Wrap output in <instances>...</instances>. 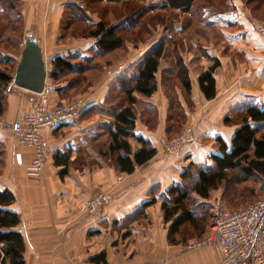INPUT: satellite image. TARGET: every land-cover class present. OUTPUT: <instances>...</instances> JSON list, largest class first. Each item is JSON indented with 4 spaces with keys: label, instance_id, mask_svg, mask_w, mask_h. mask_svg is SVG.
<instances>
[{
    "label": "crops",
    "instance_id": "obj_1",
    "mask_svg": "<svg viewBox=\"0 0 264 264\" xmlns=\"http://www.w3.org/2000/svg\"><path fill=\"white\" fill-rule=\"evenodd\" d=\"M104 1L120 5L124 15L103 16L87 7L73 10L79 0H36L40 2L38 29L42 36L33 32L26 38L35 36L43 48L48 76L42 99L47 106L68 102L77 90L75 78L80 74L75 69L56 80L51 78L55 57L69 58L76 64L91 59L96 62L102 56L97 52L98 38L60 41L63 21H67L64 27H69L84 13L92 24L104 21L109 26L122 27L127 19H134V11L130 10L131 6L137 8L134 0ZM166 4V0H159L149 10L157 17L164 12L162 22L155 24L164 27L166 49L165 64L160 63L159 71L164 69L167 83L174 87L172 91L177 89L180 93L178 103L194 129L193 138L178 151L162 153L166 132H172L173 126L167 117L170 100L162 94L159 84V92L154 96L140 97L142 102L159 107L158 125L151 128L136 115L134 129L137 137L142 136L157 150L155 156L145 164H136L134 171L127 173L121 171L107 152L110 133L115 129L114 117L96 114L93 107L109 105L121 93L117 75L137 74V56L129 53L125 69L84 99L85 106L77 119L43 131L49 157L40 177H31L26 171L32 150L18 145L10 129L0 126V190L8 189L16 197L8 208L21 217L15 230L24 237L25 264H218L216 248H186L189 241L205 233L213 209L211 200H207L210 206L202 229L197 231L184 225L190 240L178 244L168 240L169 223L164 221L162 204L168 189L181 182L183 167L188 162L211 165L209 155L218 151L217 139L231 144L238 123L227 124V117L235 119L246 105L264 109V36L256 30L260 20L252 16L243 0H226L224 7L216 3L205 6L200 16L167 9ZM140 24H130L129 28ZM147 25L149 29L154 26ZM200 29L206 30L205 33L202 30L204 44L196 36H200ZM188 43L191 50L186 46ZM178 44L181 50L176 48ZM182 45L186 47L185 54ZM177 51L188 67L189 90L171 66ZM213 66L215 96L207 98L199 77ZM88 68L86 65L85 69ZM82 72L85 74L86 70ZM7 91L8 108L3 119L13 121L31 108L36 93L12 83ZM129 141L133 153L142 146L136 138ZM99 195L106 196L104 203L95 205L92 212L85 210L86 203Z\"/></svg>",
    "mask_w": 264,
    "mask_h": 264
},
{
    "label": "trees",
    "instance_id": "obj_2",
    "mask_svg": "<svg viewBox=\"0 0 264 264\" xmlns=\"http://www.w3.org/2000/svg\"><path fill=\"white\" fill-rule=\"evenodd\" d=\"M166 1L167 9L190 12L198 16L203 14L206 6L205 0ZM245 1L250 6L253 16L264 20V0ZM15 17L16 15H13V18ZM85 17L86 15L82 13L77 21L86 22ZM119 28V25L109 26L106 22L100 21L88 31V34L98 38L97 46L101 53H110L123 46L124 40ZM9 29L13 31V28ZM6 40L8 41L9 38ZM164 52L165 43L162 40L140 62L137 74L117 75L121 88L119 102L114 105L101 104L93 107L95 113L101 112L114 117L115 129L110 133L111 141L107 152L115 158L121 171L131 173L136 164L147 163L157 153V150L147 140L142 136L137 137L134 132L136 117L134 105L139 95L151 97L158 90L157 72ZM11 58L13 55L8 53L4 55V58L0 55V63L7 62ZM176 58L178 77L189 90L188 67L179 54ZM18 62V58H15V63L18 64ZM52 63L50 76L55 80L60 75L70 73L75 69L76 71L84 70V66L80 63L74 64L69 58L62 56L55 57ZM214 68V66L211 67L199 77L201 88L207 98L215 96ZM14 70V67L13 71L0 68V114L4 111L5 95L8 86L12 83ZM238 116V128L231 144L228 145L221 138L217 139L218 151L209 155L212 164L208 166L191 163L195 166V170L183 171L181 182L172 185L165 193L166 199L162 204V209L164 221L169 223V242L173 244L186 242L187 233L183 229L184 225L191 226L197 231L202 229L201 226L206 220L207 208L210 206L207 200H210L212 191L218 189L223 183L236 184L255 179L262 181L261 184L264 185V109L256 105H246ZM232 120L231 117H227L225 122L230 124ZM132 137L142 145L135 153L129 141ZM249 190L251 193L254 192L251 188ZM15 201L16 197L10 190H0V264H25L24 237L15 230L21 222V217L8 208ZM199 208L201 210L198 211Z\"/></svg>",
    "mask_w": 264,
    "mask_h": 264
},
{
    "label": "rangeland",
    "instance_id": "obj_3",
    "mask_svg": "<svg viewBox=\"0 0 264 264\" xmlns=\"http://www.w3.org/2000/svg\"><path fill=\"white\" fill-rule=\"evenodd\" d=\"M243 1L244 3H246L245 0ZM205 2H206L205 3L206 6L215 3L219 6H223V7L226 6V0H205ZM44 3H47V1H45ZM105 4L107 5V7L104 6ZM157 4H159V0H134V5H137V8L131 6V8L133 9H130L134 11V13L132 12L134 14V19L132 18L127 19L125 25L119 28L120 33L123 36V40H124L123 46L110 53H101L102 56H99L96 62H94L95 60L93 59L88 60L84 63L76 62L78 64L80 63L81 65H83L84 70H86V72L85 74L82 71L77 72L80 73L79 75L77 74L76 76L77 78H75V80L77 81L76 82L77 90L74 94H72L68 102L78 101V100L84 101V99H86L87 96H89L90 94L91 95L94 94L98 90V87L105 80L114 78V77H110L111 75L109 72L117 69V67L120 66L121 63L125 64L127 62L126 61V58L128 57L127 53H129L130 55L137 56L136 57V59H138L137 64L139 65L140 62L143 60V58L149 53V51L152 50L155 46H157L160 43V41L163 40L164 27L161 24L157 26H155V24L160 21L162 22L161 16L162 14H164V12L162 13L160 12L161 14L157 17L155 16L154 11L152 12L149 11L150 7L156 6ZM66 5H70L73 7L75 4L73 5L72 3H67ZM82 7H87V9H89L91 12L96 10L95 12H99L103 16H106V14H113L117 17L120 15V13L121 15L122 14L124 15V11H122L123 8L120 5L115 4L113 2L111 3L105 2L104 0H79L78 4L73 7V10L79 11V9H82ZM106 10L108 12H106ZM39 12H40V2L37 3L36 0H0V55L2 58H4V55L6 53L13 55V58H11V60H8L7 62L4 63H0V68L6 69L8 71L9 70L13 71V67H14V69L16 70L17 64L15 63V58H20L21 52L25 46V38L27 34L34 32L42 36L41 31L38 29ZM127 12L129 13L130 11L128 10ZM13 15H16V17L13 18ZM67 15L66 17H68ZM188 15L192 16L193 14L188 12ZM85 18L87 19L86 22L76 21L73 22L72 25L69 27L66 26L64 27L67 21L66 20L63 21L61 29L59 28L61 34V37L59 36L60 41L66 43L69 41H73L72 38L74 37L87 39L86 41H89L88 39L90 38H95L89 36L88 34L89 33L88 31L94 28L95 24H92L90 22V17H85ZM139 23L141 24L138 27L135 28L132 27L133 29L129 28L130 24L138 25ZM149 23L154 25L153 28L149 29L147 27L148 26L147 24ZM257 24L258 25L264 24V20H260V22H258ZM9 28H13V31L11 32ZM202 30L203 29H200L201 37L199 35L196 36L197 39L198 40L201 39V42L203 41L204 44L206 39L203 38L206 30L205 29L203 30L204 33H202ZM208 33L213 35V32L208 31ZM191 34L192 36L193 35L195 36V33L194 34L191 33ZM6 38H9V40L7 41ZM184 41H186V38ZM6 46L7 48H5ZM180 46L181 45L178 44L176 45V48L178 47L179 49ZM182 46L184 50L183 53L185 54L186 47L185 45ZM186 46H189V50H191L190 47H192V45H190V43L186 44ZM128 49L130 50V52L128 51ZM97 52H101V51L97 50ZM171 52L173 56V51ZM169 53H170L169 51L166 52L167 54V55L165 54L167 57L166 59H168ZM177 53L180 55L179 51H177ZM176 57L177 56L174 54L171 65L175 69V71H177ZM164 58L165 56L163 55V57L160 60L162 62L161 66L165 64ZM86 65L90 67L88 68V70L85 69ZM166 75L167 74L164 73V69L161 68V71H159V74L157 76V80H158V85L160 84V89H162L161 90L162 94L166 96L168 101L170 100L167 117L169 119L168 121L170 122V124H172L173 127L171 130L172 132L170 131L166 132V138L165 141L163 142L162 153L173 154V151L176 152L180 148L177 150H172V152H170L171 150L169 151L166 150L167 143L171 139L181 137L182 134L186 132V129L188 127L190 132L187 134V136L188 137L190 136L189 138L192 139L194 129L192 124L193 122L190 121V119H187V114L184 113V110L181 108V106L178 103L180 93L177 91V89L175 91H172L174 87L170 85L171 82L167 83V80L165 78ZM158 92L159 90L156 91L155 94ZM155 94H153V96ZM186 94L187 93L184 92V95ZM8 96H9V91L6 92L5 101H4V111L0 114V118L4 117L3 115L5 114V111L8 108ZM138 97L139 98L136 104L134 105L135 115H137V117L140 118V122L142 123L145 122L149 124L151 128H154L155 126L158 125L159 107L157 105H154V103L142 102L141 98H148V97L142 95H139ZM120 98H121V93H119L114 99V101L110 102L109 105L116 104L117 102L120 101ZM100 113L101 112L96 114H100ZM232 122L238 123L239 116L233 119ZM191 163L193 162H188L186 166L183 167L184 168L183 171L195 170V166H192ZM201 164L208 165L207 162ZM261 182L262 181L260 180L257 181L255 179H251L246 182H241L236 184L230 182L223 183L218 189L212 191L211 193L210 203L212 208H214L216 205L217 206L220 205L227 207L229 209H238L246 204L255 202L256 200L264 196V185L262 186ZM249 188L253 189L254 192L251 193ZM210 221L211 218L209 219L208 225ZM186 231L188 232L189 230ZM197 238L200 237H196L195 239ZM189 240L190 239H188L185 243H187Z\"/></svg>",
    "mask_w": 264,
    "mask_h": 264
},
{
    "label": "built area",
    "instance_id": "obj_4",
    "mask_svg": "<svg viewBox=\"0 0 264 264\" xmlns=\"http://www.w3.org/2000/svg\"><path fill=\"white\" fill-rule=\"evenodd\" d=\"M257 31L264 36V24H259ZM124 69L125 64H121L109 72L110 77H115ZM44 92L36 93L31 108L22 116L13 121L0 118V126L10 129L16 143L32 150V159L26 171L29 176L37 178L41 176L49 157V145L43 131L74 121L85 106L83 100H78L49 107L42 99ZM189 132L188 127L181 137L171 139L166 150L172 152L181 148L190 140L187 136ZM105 200V195H99L86 203L85 210L92 212L95 205ZM203 247L219 251L218 264H264V196L238 209L215 206L205 233L186 245L188 250Z\"/></svg>",
    "mask_w": 264,
    "mask_h": 264
},
{
    "label": "water",
    "instance_id": "obj_5",
    "mask_svg": "<svg viewBox=\"0 0 264 264\" xmlns=\"http://www.w3.org/2000/svg\"><path fill=\"white\" fill-rule=\"evenodd\" d=\"M47 76L43 48L35 36H29L25 40L12 84L38 94L44 92Z\"/></svg>",
    "mask_w": 264,
    "mask_h": 264
}]
</instances>
